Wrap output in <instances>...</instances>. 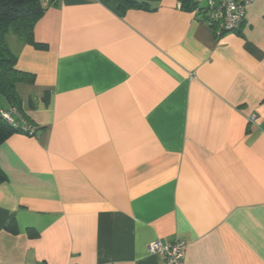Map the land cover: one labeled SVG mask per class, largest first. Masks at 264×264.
I'll use <instances>...</instances> for the list:
<instances>
[{
	"label": "crops",
	"instance_id": "crops-1",
	"mask_svg": "<svg viewBox=\"0 0 264 264\" xmlns=\"http://www.w3.org/2000/svg\"><path fill=\"white\" fill-rule=\"evenodd\" d=\"M143 1L58 0L21 44L41 130L0 146V264H264V0L220 37L206 0Z\"/></svg>",
	"mask_w": 264,
	"mask_h": 264
},
{
	"label": "trees",
	"instance_id": "trees-1",
	"mask_svg": "<svg viewBox=\"0 0 264 264\" xmlns=\"http://www.w3.org/2000/svg\"><path fill=\"white\" fill-rule=\"evenodd\" d=\"M118 1L130 7L141 8L146 6V2L143 0ZM179 2L185 11H202L198 0H179ZM57 3L58 0H0V96L8 103L9 107L16 108L26 122L32 126L35 125L21 112L22 98L18 92V86L21 84H35L36 76L18 69V57L10 49L7 37L11 33L19 36L24 44L32 45L37 49H47L46 45L36 41L34 30L47 9ZM45 103H47V98H45ZM8 108L0 106V146L15 133L30 136L29 132H23L20 127L9 124L3 118L1 110ZM35 127V135H38L41 129L37 126ZM6 180L7 176L0 167V182ZM12 229L14 228L12 227ZM29 234L35 235L36 233L34 234V231L29 229Z\"/></svg>",
	"mask_w": 264,
	"mask_h": 264
},
{
	"label": "built area",
	"instance_id": "built-area-1",
	"mask_svg": "<svg viewBox=\"0 0 264 264\" xmlns=\"http://www.w3.org/2000/svg\"><path fill=\"white\" fill-rule=\"evenodd\" d=\"M252 0H206L204 12L208 15L209 22L215 27L218 37L224 33L238 31L246 18V8ZM3 118L11 125L20 127L25 133L36 137V127L28 124L14 107L1 110ZM249 121H255V115ZM187 243L184 240H176L173 243H164L160 240L152 241L147 246L150 255L161 256L165 264H185Z\"/></svg>",
	"mask_w": 264,
	"mask_h": 264
},
{
	"label": "rangeland",
	"instance_id": "rangeland-1",
	"mask_svg": "<svg viewBox=\"0 0 264 264\" xmlns=\"http://www.w3.org/2000/svg\"><path fill=\"white\" fill-rule=\"evenodd\" d=\"M7 42H8L10 49L17 55L18 54L17 52H18L21 44L23 43L22 39L19 36H16V35L10 33L7 37ZM0 98H1V96H0Z\"/></svg>",
	"mask_w": 264,
	"mask_h": 264
}]
</instances>
